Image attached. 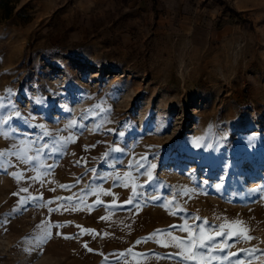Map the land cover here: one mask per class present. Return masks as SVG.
Returning a JSON list of instances; mask_svg holds the SVG:
<instances>
[{"label":"rangeland","instance_id":"1","mask_svg":"<svg viewBox=\"0 0 264 264\" xmlns=\"http://www.w3.org/2000/svg\"><path fill=\"white\" fill-rule=\"evenodd\" d=\"M0 103V264H264V0H0Z\"/></svg>","mask_w":264,"mask_h":264},{"label":"snow or ice","instance_id":"2","mask_svg":"<svg viewBox=\"0 0 264 264\" xmlns=\"http://www.w3.org/2000/svg\"><path fill=\"white\" fill-rule=\"evenodd\" d=\"M3 107H5V105L3 103H0V108H3ZM97 107H99V106H97ZM13 117L18 118V119H24L22 117V114L17 110V111H13V113L11 115L0 117V123L7 125L13 119ZM73 126H79V125H77L76 121H71L70 124L67 125L66 127H73ZM36 127H39L40 129L43 130L44 136H50L51 135V133H49L47 131V128L44 124L36 125ZM109 131H113V130L109 129ZM3 134L8 135L7 132H5ZM119 135L123 136L124 133L120 132ZM71 141H72V136H68V137L59 136V137L55 138L52 142L53 143L52 151H58L59 150L58 148L55 147V145H59L61 143L66 144V143H69ZM193 143L196 147L202 146L200 143H197L195 141ZM48 147H49L48 144L43 145V148H48ZM36 151L39 153L42 151V149L37 148ZM109 151L110 152H120V151H122V149H120L119 147H113ZM3 155H4V152H0V157H2ZM103 155H104V157H107L109 155V152H105ZM21 158L23 159V161L25 163H28L29 161H32L35 159V157H32V156H22ZM144 159H145V157H141V161H143ZM141 161L130 162L129 166H131L132 163H135L138 166V168H142V167H144V165H143V163H141ZM0 167H4V165L0 164ZM152 168H155V165H150L149 171L146 173L148 181L152 180V173H151ZM91 171L95 172L96 170L93 168V169H91ZM11 175L19 178L18 173H16V172L11 173ZM20 175H22V174H20ZM125 176H130V173H125ZM77 182H79V181H77ZM124 186L127 187L128 185L125 184ZM60 187L67 188V187H71V186L60 185ZM138 187H139V185H133V187H132L133 196L139 194L137 192ZM217 187H219V185ZM21 191L27 192L28 189L24 188V189H21ZM28 199H39V197H28ZM57 199H66V200L70 201V200H72V197L57 198ZM153 199H155V197H153ZM24 202H25L24 200L21 201V203H24ZM132 202H133L132 196H130L129 199L127 201H125V203H129V204H131ZM48 203H51V201H49ZM97 203H102V202L97 200ZM73 210H76V209H73ZM101 219L102 220L107 219V217H101ZM242 223L243 222L239 221V220L231 222L232 225H241ZM57 226H59V225H57ZM38 227H40V226H38ZM224 227H225V225H223V224L219 225V228H221V229H224ZM180 230L186 231L189 233V237L187 240L180 241L179 243H177L175 245L176 247L182 249L179 253H176V255H178L184 261H195V262H197V264H209L210 261L217 259V257L215 255H213L215 250L219 249L220 251H224V248L220 247L218 244L212 243V241L214 240V237H212V236L204 237L205 229L202 225L199 226V233L197 236L192 235V231H193L192 226L187 225V223H185V225L182 226ZM84 231L94 232L95 230L85 229ZM157 231L159 232L160 230H157ZM224 235H226V233H224L223 231L216 232V236H224ZM232 235L233 236H239V232H233ZM49 238H50V234H48L47 232L44 235L39 236L37 238V247H39L41 244L46 242ZM66 238H71V237H66ZM150 238H151V236L149 237V239ZM247 238L251 239V237H247ZM177 239L178 238H176V237H172L173 241H176ZM137 242L139 243L140 241H137ZM165 246H167V245H165ZM85 247H87V245H85ZM201 250H203V251H201ZM89 251H91V249H89ZM241 251H246V252H249L251 254H254L257 251H261V250L253 248V249H243ZM119 255L122 256L123 253H121ZM140 255H143V254H140ZM231 255H236V254L233 253ZM169 258H171V257L169 256ZM227 258L228 257L226 256L225 259H227ZM236 264H243V262L237 261Z\"/></svg>","mask_w":264,"mask_h":264}]
</instances>
